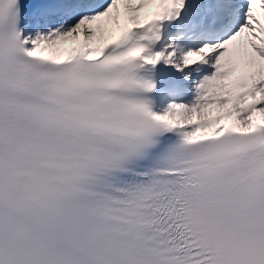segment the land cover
<instances>
[{
    "label": "snow or ice",
    "instance_id": "6c2138e0",
    "mask_svg": "<svg viewBox=\"0 0 264 264\" xmlns=\"http://www.w3.org/2000/svg\"><path fill=\"white\" fill-rule=\"evenodd\" d=\"M0 264H264V0H0Z\"/></svg>",
    "mask_w": 264,
    "mask_h": 264
}]
</instances>
